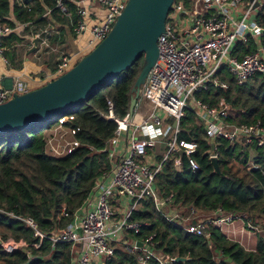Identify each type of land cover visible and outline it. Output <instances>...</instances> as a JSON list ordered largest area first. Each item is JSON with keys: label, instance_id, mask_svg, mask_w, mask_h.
Wrapping results in <instances>:
<instances>
[{"label": "built area", "instance_id": "2783aa9c", "mask_svg": "<svg viewBox=\"0 0 264 264\" xmlns=\"http://www.w3.org/2000/svg\"><path fill=\"white\" fill-rule=\"evenodd\" d=\"M126 2L54 1L46 15L54 11L70 20L75 35L88 33L84 48L77 54L62 57L57 63V77L65 74L106 38ZM92 7L102 10V15L92 12ZM251 8L248 0H175L167 15L164 32L157 40L156 63L147 74L132 117L127 114L123 119H117L109 112V118L117 125L108 143L110 170L96 183L82 209L74 214L65 228L47 234L41 232L32 219L21 218L38 242L28 245L24 241H3L0 238L2 249L9 254L27 246L37 249L47 240L52 248L58 243L71 244L74 247L73 264H105L121 245L125 252L135 256V264H177L176 258L153 250V236L139 242L141 246L137 241L125 239V234L136 235L141 229L140 223L131 220V214L143 200H151L155 210L166 221L195 236H207L206 230L212 225L228 240L238 243L223 231L225 226L234 222L242 225L236 234L242 237L260 235L264 228L251 221L246 214L182 225L178 213L166 208L168 200L162 199L155 187L157 175L171 157L177 173L182 172L183 157L191 172L199 170L194 159L196 142L178 139L179 134L185 132L180 127V121L187 112L194 115L197 126L204 131L209 143L211 139L213 143L222 139L230 147L252 152L241 167L259 172L264 179V164L255 154L257 150H264V126L260 122L248 125L232 123L229 121L230 107L224 99L212 106L197 97L211 89L228 88V83L221 77L222 71L238 86L244 85L254 75L264 77V46L260 44L264 30L255 22V11ZM91 16L96 21L89 25L87 20ZM24 25L12 28L0 24V59L5 61L3 39ZM248 36L254 40V51L241 58L232 56L236 43L245 42ZM29 91L28 85L20 80L10 91L0 86V105L14 94L22 95ZM74 120V115L70 113L55 119L43 138L46 155L63 158L81 146L77 139L80 128L72 125ZM168 131L172 132V136L165 143L163 155L151 163L147 159L150 150L162 142ZM123 137H126L125 142H121ZM179 152L183 153L182 157ZM212 157H216L215 146L214 152L209 153V158ZM119 197L128 200L125 215L120 219L116 216L118 211L110 204ZM60 215L68 217L64 207L60 209Z\"/></svg>", "mask_w": 264, "mask_h": 264}, {"label": "trees", "instance_id": "16d2710c", "mask_svg": "<svg viewBox=\"0 0 264 264\" xmlns=\"http://www.w3.org/2000/svg\"><path fill=\"white\" fill-rule=\"evenodd\" d=\"M54 1L0 0V24L12 28L16 23L31 24L41 28L58 23L69 27L68 20L54 11L46 15ZM11 15L14 21L9 20ZM254 20L264 30V0H260ZM69 28L71 31V26ZM260 44L264 46V33ZM254 49V40L248 36L245 42L236 43L231 55L241 58ZM143 64L142 55L130 68L70 110L75 117L72 125L80 128L77 139L81 146L68 156L51 158L45 153L44 132L56 118L25 130L0 134L1 240L24 241L28 245L37 243L21 218L32 219L41 232L51 234L65 228L82 209L96 183L110 170L106 146L117 125L109 118V112L117 119L128 114L131 90ZM221 77L228 83L227 89H211L197 97L212 106L224 99L230 107L229 121L232 123L260 122L264 126V77L254 75L242 86L224 71ZM196 123L194 115L187 112L180 127L188 130L181 132L178 139L196 142L194 159L199 170L191 172L183 157L182 172L177 173L171 157L156 177L155 187L160 197L168 200L166 208L178 213L182 225L246 214L264 228V179L259 172L241 167L247 159L242 148L230 147L222 139L214 143L222 176L216 175L209 158L211 144ZM257 153L259 162L264 164V150H257ZM62 207L68 217L60 215ZM189 214L193 215L192 220L184 223ZM131 220L141 224L139 233L131 235L134 241L144 242L153 236L154 251L187 259L177 264H264L263 238H258L256 250L252 252L228 240L212 225L206 230L207 236L189 234L166 221L151 200L141 201L132 212ZM73 260L74 247L67 243H58L52 248L51 243L44 240L37 249L27 246L10 254L0 246V264H73ZM105 264H135V256L118 248Z\"/></svg>", "mask_w": 264, "mask_h": 264}, {"label": "water", "instance_id": "95a60500", "mask_svg": "<svg viewBox=\"0 0 264 264\" xmlns=\"http://www.w3.org/2000/svg\"><path fill=\"white\" fill-rule=\"evenodd\" d=\"M175 0H127L106 38L62 76L25 94H14L0 105V134L25 130L68 114L95 90L130 68L142 55L144 64L131 90L128 115L132 117L149 70L158 57L157 40ZM252 11L259 0H248ZM35 43V41L33 42ZM175 125V124H174ZM214 152L213 140H210ZM109 145L106 146V151ZM182 157L183 153L179 152ZM213 172L222 176L218 159H210ZM141 246V243L138 242ZM187 259L176 258V262Z\"/></svg>", "mask_w": 264, "mask_h": 264}, {"label": "crops", "instance_id": "0c3cea01", "mask_svg": "<svg viewBox=\"0 0 264 264\" xmlns=\"http://www.w3.org/2000/svg\"><path fill=\"white\" fill-rule=\"evenodd\" d=\"M91 10L98 16L103 13L102 10L95 7H92ZM9 20L14 21V16L11 15ZM95 21L96 19L93 16L87 20L89 25H92ZM68 22L70 27L72 22L70 20ZM18 25L20 24L16 23L15 26ZM69 27L58 23H49L41 28L28 24L20 29L17 28L11 33L12 36L10 34L5 37L7 39L4 40V38L2 41L5 61L0 59V86L10 91L14 88L17 80H20L27 84L30 90H35L57 78L55 75L57 63L64 56L77 54L81 48H84L85 41L88 38L87 32L75 35L72 26L71 31ZM36 36L38 38H35ZM34 41L35 43H33ZM60 49L62 50L61 54L56 53ZM48 130L44 132V136L48 134ZM171 136L172 132L168 131L162 142L150 150L147 159L151 163L162 156L165 150V143L169 141ZM125 140L126 137H123L121 142H125ZM244 151L247 153V158L253 154L248 150ZM160 152L163 153L160 154ZM256 153L257 151H255ZM114 204L117 205L116 210L122 212L121 210L128 205V200L127 198L119 197L114 199ZM237 229H242V225L234 222L225 226L223 231L227 236L237 240L246 250L254 252L258 238L264 239V231L258 236L248 235L242 237V235L236 234ZM233 230L234 233L232 232ZM124 237L127 241L134 240L129 234H125ZM118 248L120 247L118 246Z\"/></svg>", "mask_w": 264, "mask_h": 264}, {"label": "rangeland", "instance_id": "374dc122", "mask_svg": "<svg viewBox=\"0 0 264 264\" xmlns=\"http://www.w3.org/2000/svg\"><path fill=\"white\" fill-rule=\"evenodd\" d=\"M61 52H62V50L60 49L59 50V52H56V53H60L61 54ZM188 126V125H187ZM181 129H183L184 131L185 130H188L186 127H182L181 126ZM150 153V152H149ZM163 152H160V154H162ZM163 155V154H162ZM110 204H111V206H112V208L114 209V210H116V206L117 205H115L114 203H112L111 201H110ZM122 212H116V216H118L119 218H122L123 217V215H125V208H123L122 210H121ZM192 217H193V215L192 214H189L186 218H187V221H185L184 223H188V221H190V220H192ZM119 247L121 248V245H119Z\"/></svg>", "mask_w": 264, "mask_h": 264}]
</instances>
